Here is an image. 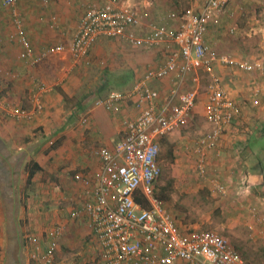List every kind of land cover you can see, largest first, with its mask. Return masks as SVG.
I'll return each mask as SVG.
<instances>
[{"label": "crops", "instance_id": "0c3cea01", "mask_svg": "<svg viewBox=\"0 0 264 264\" xmlns=\"http://www.w3.org/2000/svg\"><path fill=\"white\" fill-rule=\"evenodd\" d=\"M91 1L47 0L44 5L41 0L18 1L17 15L34 59L48 47L72 40ZM205 1L193 0L184 8L170 3V10L164 14L158 11L152 21L164 23L169 12L182 9L198 11ZM13 22L11 9L0 4V264H39V257L53 244L55 264H105L83 212L88 200L84 191L93 187L101 171L96 151L114 148L123 137V122L134 117L135 111L131 102L117 113L96 103L109 91H130L147 69L164 64L167 55L160 48H132L102 37L83 60L75 61L66 52L31 64L19 59L20 47L8 38L15 30ZM135 32L141 35L139 30ZM204 42L216 55L261 67L240 72L231 65L212 66L223 69L226 87H222L241 111L233 131L225 134L216 147L219 155L210 154V177L219 179L228 190L225 198L212 196L226 210L225 221L248 225L253 221L250 207L255 206L264 215V179L261 173L250 170L249 150L251 138L264 132V0H232L207 21ZM193 75L180 83L174 74H168L150 86L163 101L173 89H193ZM120 84L122 90L113 88ZM255 92L258 94L254 96ZM206 98L207 91L196 113L205 115ZM15 110L28 116L17 118ZM171 135L159 140V148L173 145ZM197 140L191 143L192 169L197 159L192 149ZM160 158L159 152V164ZM31 163L37 170L29 180ZM195 179L201 190L210 189L207 180L196 174ZM163 208L182 235L206 231L199 228L195 217L184 219L182 210L172 213L165 205ZM57 226L63 233L54 241L51 231ZM252 239L264 242V237ZM174 264L186 263L178 260Z\"/></svg>", "mask_w": 264, "mask_h": 264}, {"label": "built area", "instance_id": "2783aa9c", "mask_svg": "<svg viewBox=\"0 0 264 264\" xmlns=\"http://www.w3.org/2000/svg\"><path fill=\"white\" fill-rule=\"evenodd\" d=\"M18 1L0 0V4L11 9L14 17L15 30L9 40L20 47L19 59L31 61V64L66 52L75 61L83 60L92 44L102 37L122 41L132 48H160L167 55L164 64L147 69L130 91H111L96 103L117 113L131 102L135 111L134 117L123 122V137L114 148L96 151L101 171L93 187L84 191L88 200L84 202L83 212L105 264H174L178 260L186 264H249L218 233L206 230L189 237L182 235L154 194V184L162 172L158 142L190 123L198 98L196 74L202 70L212 77L207 85L204 108L208 130L192 149L197 158L193 170L197 177L210 183L213 196H228L227 187L219 179L210 177L208 162L210 154L219 155L216 147L225 134L233 131L241 111L220 80L213 76L212 66L214 63L231 65L244 72L261 69L257 64L216 55L204 42L207 21L232 0H206L198 11L169 12L161 24H145L138 10L117 0H92L80 17L72 40L48 47L35 59L17 15ZM52 23L56 25L54 19ZM143 27V34L135 32ZM191 73L195 74L192 77L194 88L173 89L163 101L158 91L150 86L152 81H161L168 74H174L182 83ZM14 114L17 118L28 116L25 111L15 110ZM139 193L148 199V209L136 202ZM249 213L253 220L247 225L251 239L264 237V215L255 206L249 208ZM62 233L63 229L57 226L51 236L58 241ZM36 250L40 249L36 247ZM54 250L55 245H50L38 263L55 264Z\"/></svg>", "mask_w": 264, "mask_h": 264}, {"label": "rangeland", "instance_id": "374dc122", "mask_svg": "<svg viewBox=\"0 0 264 264\" xmlns=\"http://www.w3.org/2000/svg\"><path fill=\"white\" fill-rule=\"evenodd\" d=\"M118 2L138 10L144 17L146 22H153L154 15L170 10L169 4L174 3L177 7H189L193 0H117ZM203 1V0H202ZM44 0H41V4ZM179 9V8H178ZM153 11V12H152ZM163 16V15H162ZM158 19V18H157ZM144 27L139 30L143 34ZM65 40V39H64ZM141 49V48H139ZM90 54V49L88 55ZM91 66V65H90ZM88 66V71L92 72ZM224 67V66H222ZM233 68L241 71L238 67ZM222 68L214 67L212 69L213 76L221 81V85L225 86V79ZM198 98L195 106V113L188 127L182 128L172 134V143L168 146L160 148V166L161 176L157 181L155 188L156 196L161 197L163 205L173 212L183 211L184 219H198L199 228L213 231L224 237L237 252L246 259L249 264H264V249L261 240L247 239L248 232L246 222L225 221L226 210L218 203L219 200L214 199L209 189L201 190L195 179V172L192 169L191 159V143L206 133L208 125L205 122L203 114L196 113L204 103L207 85L212 77L209 74L199 71ZM115 90H122V85H116ZM229 88V87H228ZM180 130V129H179ZM184 141L185 145L181 142ZM175 146V147H174ZM174 147V148H173ZM187 147V149H186ZM252 158L250 162H252ZM249 233V232H248ZM264 247V246H263ZM240 249V250H239Z\"/></svg>", "mask_w": 264, "mask_h": 264}, {"label": "trees", "instance_id": "16d2710c", "mask_svg": "<svg viewBox=\"0 0 264 264\" xmlns=\"http://www.w3.org/2000/svg\"><path fill=\"white\" fill-rule=\"evenodd\" d=\"M260 133L262 136L261 137H259V135L253 136L251 138V142L249 145L250 158L253 159L251 162L250 170L261 173L264 179V132H260ZM36 170H37V166L34 163H31L28 166L29 180L33 176ZM155 197L157 198V200L161 201V197L156 195ZM135 200L137 203L141 205L142 208L148 209L150 207V203L148 199L140 193L135 197ZM244 260L246 261V259Z\"/></svg>", "mask_w": 264, "mask_h": 264}]
</instances>
